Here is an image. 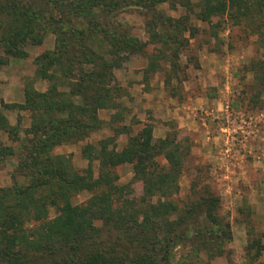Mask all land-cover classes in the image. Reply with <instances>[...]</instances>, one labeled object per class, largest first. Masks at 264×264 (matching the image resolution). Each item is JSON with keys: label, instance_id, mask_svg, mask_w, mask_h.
<instances>
[{"label": "trees", "instance_id": "trees-1", "mask_svg": "<svg viewBox=\"0 0 264 264\" xmlns=\"http://www.w3.org/2000/svg\"><path fill=\"white\" fill-rule=\"evenodd\" d=\"M164 4L189 6L188 0H0L1 64L26 58L25 48L42 45L46 33L55 36L54 49L35 59L46 90L25 87L22 104L0 105V134L22 147L14 153L0 140V163L13 156L17 160L13 185L0 191V264H166L180 244L190 242L193 250L212 258L231 242L229 224L214 213L219 197L207 187L198 190L193 180L191 198L182 205L172 199L191 157L188 139H179L172 128L163 139H154L150 123L135 134L122 126L116 134L126 132L128 138L120 150L115 137L86 143L81 155L88 165L82 171L67 157L53 154L100 131L99 111L116 107L114 71L122 67L124 54L142 53L146 47L123 27L119 15L143 11L155 39L160 38L155 31L172 28L174 34L163 35L161 42L173 50L170 70L178 72L177 45L188 43L179 35L192 37L195 30L187 18L163 15L158 7ZM197 8L195 16L202 22L227 15L257 34L264 22V0H199ZM162 58L164 54L154 56L144 73L158 72ZM171 80L166 74L165 87ZM3 111L28 112L29 128L19 129L20 116L12 126ZM93 161L99 165L97 177ZM124 164L132 167V180L142 184L139 200L123 197L129 185L118 184L115 169ZM82 192L90 197L73 205L71 196ZM48 206L57 211L51 220Z\"/></svg>", "mask_w": 264, "mask_h": 264}, {"label": "rangeland", "instance_id": "rangeland-1", "mask_svg": "<svg viewBox=\"0 0 264 264\" xmlns=\"http://www.w3.org/2000/svg\"><path fill=\"white\" fill-rule=\"evenodd\" d=\"M198 1L188 0V8L172 4L158 7L167 17L177 20L187 18V25L195 30L192 37L187 32L179 35L187 39L188 43L184 48L177 45L179 51L176 61L180 69L175 73L170 70L173 50L163 46L161 42L163 35H173L174 30L167 26L162 31L157 30L155 32L160 33V38L155 39L150 36L146 26L150 19L146 13L129 10L119 15L118 19L123 27L129 29L132 37L146 43V47L142 53L128 56L124 54L123 65L114 71V75H122L125 70L136 71V74L137 71H142L143 77H146L143 81L158 83L164 81L168 74L172 76V80L165 87L167 93L177 94L183 101L186 96L184 85L193 83L199 96L210 99L208 105L200 104L196 110V118L203 123H199L198 131L178 129L173 120L165 122L169 131L171 128L177 131L179 139L186 137L191 146V157L185 162L179 179V193L172 199L182 205L187 197L191 198L193 180L198 184V190L207 187L214 196L219 197V206L214 213L222 223L229 224L231 242L225 245L221 256L212 258L204 251L193 250L190 242L180 244L170 251L166 264H264V22L260 23V34L244 22L238 24L227 15L202 22L195 16L198 12ZM54 47L55 36L49 32L45 34L42 45H28L25 48L26 58H9L6 64L0 63V105L1 102L22 104L25 87H32L38 92L46 90L47 82L36 74L38 66L35 59L47 51H52ZM162 54L164 58L158 61L160 70L154 74L144 73L152 58ZM202 55L214 59L210 67L200 66ZM2 57L3 52L0 49V59ZM211 69L214 70L212 73ZM175 75L178 78L175 79ZM129 77L121 76L118 80L115 76L118 85L116 107L99 111L98 116L103 121L100 131L91 135L87 141L58 147L53 154L67 157L75 170L82 171L88 165V161L81 155L83 145L115 137L117 148L120 149L121 139L124 137L117 135L116 129L125 126L135 134L141 128V125H133L138 120L132 115V110L118 100L131 98L137 80ZM227 100L232 103L234 110L243 113L246 119L250 118L252 124H255L252 128L253 139L233 155L224 152L225 146L221 144L222 138L219 136L222 121L215 118L220 113L222 103ZM3 114L12 126H16L17 117L20 116V130L30 126L28 112L3 111ZM22 138L25 139L26 136L23 135ZM0 140L3 145L10 146L14 153L22 150L19 142L7 141L3 134H0ZM219 142L220 147L217 145ZM16 164V156L0 163V191L13 185L11 175L15 172ZM98 168V162L93 161L94 177H97ZM115 171L119 178L118 184L129 185L124 190L123 197L139 200L142 184L132 180V167L124 164L116 167ZM18 181L28 183L23 178ZM89 197L90 193L82 192L72 195L70 200L73 205H79ZM47 209L48 219L55 218V208L48 206Z\"/></svg>", "mask_w": 264, "mask_h": 264}, {"label": "crops", "instance_id": "crops-1", "mask_svg": "<svg viewBox=\"0 0 264 264\" xmlns=\"http://www.w3.org/2000/svg\"><path fill=\"white\" fill-rule=\"evenodd\" d=\"M211 59V56L202 55L199 61L200 66L202 68L210 67L214 62V59ZM213 71L211 69V73ZM137 72L136 74V71L125 70L122 75H115L118 80L121 76H130L129 78L137 80L132 89L131 98H128V100L119 98L118 100L124 102L132 110V115L141 122V126L145 123L152 124L154 139H163L167 135L169 127L165 125V122L169 120L175 121L178 129L193 132L200 129L199 123H203L201 119L196 118V110L202 104L208 105L210 99L203 95L199 96L195 84L184 85L186 96L182 101L179 95H172L165 91L163 81L158 83L143 81V72ZM119 136L124 137V139H121L120 149H122L126 145L128 137L126 132L121 133ZM205 145L204 141L203 146L205 147ZM217 145L220 147V142ZM259 164L261 165V162ZM256 165L258 166V164Z\"/></svg>", "mask_w": 264, "mask_h": 264}, {"label": "built area", "instance_id": "built-area-1", "mask_svg": "<svg viewBox=\"0 0 264 264\" xmlns=\"http://www.w3.org/2000/svg\"><path fill=\"white\" fill-rule=\"evenodd\" d=\"M215 118L222 121L219 136L222 138L221 144L225 146V154L233 155L253 139L252 128L255 124H252L250 118L246 119L243 113L234 110L229 100L222 103L220 113ZM226 168L228 169V166Z\"/></svg>", "mask_w": 264, "mask_h": 264}]
</instances>
